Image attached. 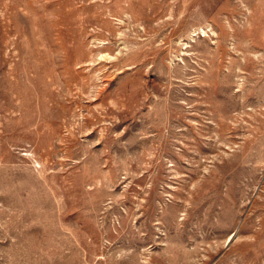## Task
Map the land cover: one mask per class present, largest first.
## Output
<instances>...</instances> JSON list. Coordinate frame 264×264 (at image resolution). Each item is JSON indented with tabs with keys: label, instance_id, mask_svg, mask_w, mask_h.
<instances>
[{
	"label": "rangeland",
	"instance_id": "374dc122",
	"mask_svg": "<svg viewBox=\"0 0 264 264\" xmlns=\"http://www.w3.org/2000/svg\"><path fill=\"white\" fill-rule=\"evenodd\" d=\"M0 264H264V0H0Z\"/></svg>",
	"mask_w": 264,
	"mask_h": 264
}]
</instances>
